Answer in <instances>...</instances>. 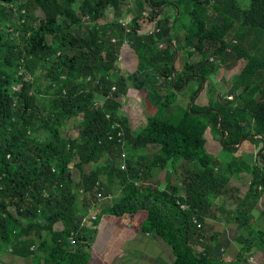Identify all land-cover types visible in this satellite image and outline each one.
Here are the masks:
<instances>
[{
	"label": "trees",
	"instance_id": "trees-1",
	"mask_svg": "<svg viewBox=\"0 0 264 264\" xmlns=\"http://www.w3.org/2000/svg\"><path fill=\"white\" fill-rule=\"evenodd\" d=\"M14 1L0 0V4L9 5ZM49 1L20 2L16 10L0 5V25L10 21L9 14L17 15L10 27L0 28V134H10L4 143L0 141V241L14 251L16 243L21 245V236L33 231L40 235L43 230H50L51 244L44 240L40 243L44 260L50 264H86L85 252H72L67 257L59 255L60 247L71 239V232L77 228L73 207L76 192L81 190L85 198L90 194L97 199L94 190L106 196L117 180L121 185L119 195L101 201L99 214L122 215L144 210L146 217L141 228L170 245L171 264H247L242 250L232 259L209 257L211 237L202 233V218L196 210L201 207L205 188L219 193L230 175L246 172L252 175L250 185L262 184L264 175L260 166L247 164L227 153V177H215L212 168L207 166V175L193 173L195 179L186 184L182 196L172 194L170 185L160 190L140 180L152 166L163 167L177 158L192 162L204 157L206 125L202 121L187 120L186 111L200 115L208 109L197 110L193 104L187 109L174 106V94L185 88L189 78L198 77L206 82L218 66L231 69L242 59L244 65L231 85L236 92V104L219 106L215 122L222 124L229 115L236 116L237 126L226 127L225 131L238 140L248 135L251 123L255 122L252 127L263 142L259 154L264 164V0H246L244 6L238 0H146L149 19L159 14L163 16L154 29L163 30L164 36L157 37L155 30L140 33V15H136L131 19L126 41L139 65L151 70L168 67V71L161 75L159 83L165 96L157 111L147 116L145 126L138 131L131 128L119 102L127 90L126 79L117 73L116 66L117 60H121L123 42H115V39L123 35L122 21L105 19L112 34L103 39L97 37L96 31H86L77 37L70 29L83 23L95 28L105 18L108 8L126 6V0H62L66 4L63 20L58 23L53 17L46 18L37 27L21 12L31 2L32 6L40 7ZM76 2L79 13L72 7ZM165 4L175 7L174 18L163 10ZM227 11L239 20L232 41L225 37L222 14ZM184 16L187 22H180ZM172 29L182 32L181 49H185L186 57L180 74L175 67L178 48L171 43L163 49L155 46L158 40L168 39ZM62 34L69 36L67 42L75 51L70 56H60L59 52L58 59L52 62L48 75L62 82L55 83L58 85L56 95L48 100V106H38L34 96L26 91V81L34 74L37 59L50 55L46 37H62ZM194 53L198 54L196 60H186ZM20 60L22 65L15 69ZM3 66L5 72L1 71ZM94 94L106 97L102 108L94 106ZM14 102H17L18 112L13 110ZM76 114L87 121L78 138L72 139L63 134L60 127ZM50 124L55 129L48 142L41 143L29 135V130L35 126ZM118 131L123 132L122 142L118 141ZM222 144H226L224 140ZM146 145L158 147L149 163L143 165L136 156H131L124 160V169L116 165V150ZM10 157L17 171L12 172L2 160ZM73 157L79 160L76 164L79 170L86 164L109 159L104 164L105 181L100 182V168H94L87 173L81 171V177L73 182L68 169ZM87 201L89 204V198ZM181 204L188 208L182 209ZM193 218L201 222L200 225L194 223ZM56 222L62 223L61 230L52 229ZM197 238L201 241L200 250L193 246ZM5 260L2 259V264H7Z\"/></svg>",
	"mask_w": 264,
	"mask_h": 264
},
{
	"label": "crops",
	"instance_id": "crops-1",
	"mask_svg": "<svg viewBox=\"0 0 264 264\" xmlns=\"http://www.w3.org/2000/svg\"><path fill=\"white\" fill-rule=\"evenodd\" d=\"M146 3L148 4L147 1ZM126 4H128V10L130 9L132 13L128 14L132 18L136 15L141 16L142 12H144L145 7L142 4V0H137V2L136 0H126ZM163 10L167 12L170 18H174L176 13L174 6L165 4ZM158 17L163 19L161 14L155 19ZM150 28L144 29L141 26L139 31L140 33H149L151 32V30L148 31ZM181 37V33L173 32L172 29L168 39L164 40L161 47L165 48L171 43L178 48L175 58L177 74H180L181 65L186 57L184 56L182 60L179 58L180 56L182 57L181 53L185 51V49H181L183 45L177 44V41L181 40ZM159 42L161 41L158 40ZM158 43L155 46L161 49ZM119 63L120 66H117V69L119 68L117 73H122L121 75L125 77L127 84L126 94L119 98L121 111L128 117L131 128L138 131L145 126L148 120L147 116L157 111L163 96H165V91L163 88H159V83L161 75L168 71V67H158L151 70L144 65H139L134 52L130 50L126 40H124L122 45V55ZM204 83L206 82H202L198 77L189 78L185 88L175 92L173 105L187 109L190 104H193L197 110H213L214 106L210 99L205 97L199 99L201 92H203L206 86ZM190 85H192V88L189 89L188 95L183 96L182 93ZM186 112L187 120L202 121L206 125L203 135L205 139V155L197 161L187 163L190 166L197 167L198 170L196 172L207 175V166H210L213 160H218L216 159L217 156L215 157V155H212L208 151V145L206 144L207 131L213 128H211L210 124L208 125L209 117L207 112L200 115L191 114L189 111ZM255 137L258 136L255 135ZM256 142L258 141H249V144L255 148L257 146ZM149 146H141L135 149L129 147L127 158L136 156L139 162H142L141 157L144 155L139 154L138 150H144L149 148ZM247 147L246 139L243 142L237 143L234 147L237 153L232 152L230 149L233 148L230 146L229 148H225L222 144V149H227V152H231L229 154L240 158L247 164L260 166L264 175V164L261 163L260 154H258L255 162H252L254 160L253 156H243L244 149ZM226 154V152H223V155ZM150 159L146 163H149ZM220 161L222 160H219L218 166H223ZM106 162L107 159H102L93 165L86 164L82 168V172L87 173L91 169L97 168L99 164ZM183 163L185 161L177 158L167 162L163 167L152 166L146 170L144 180L141 179L140 181L160 190L170 185L169 190L172 194L185 195L178 192L180 189L179 182L183 173V167H180V164ZM226 172L229 174L228 171ZM71 179L73 182L78 181L73 175ZM99 179L103 183L106 179V172L100 171ZM235 179L240 180L239 184L247 183V181L250 184L252 175L246 172L230 175L227 181L222 183L223 186L219 193H214L212 190L205 188L201 207L196 210L202 218V223L200 222L203 227L202 233L207 237H211V240L208 241L210 245L209 257L232 259L242 250V258L245 259L247 264H264V180L262 184L257 185L261 186L259 191H245L243 189L244 186L233 185L235 184ZM158 183L161 184L158 185ZM117 184L118 181L115 180L111 190L106 192L107 195L104 196L105 201L118 196L119 188L116 186ZM76 193L73 204L76 210L74 218L77 224L75 230L76 243H71L69 238L67 243L60 247V256L67 257L72 252H85L88 256L86 264H171L173 255L170 245L152 232L142 230L141 226L146 217L144 210L122 215L99 214L100 202L104 200L97 197V199H93L90 194H86L85 198L81 190H78ZM97 193L102 195L100 192H96L95 194L97 195ZM87 197L89 198V204ZM90 212L96 214V219L90 220L87 218L86 222H82V217H86ZM62 227V223L60 222L52 225V229L56 231L61 230ZM51 236L50 230H43L40 235L34 233V231L29 235H23L19 238L21 245L16 243L14 251L10 246L5 244L3 246V242L0 241V251L4 255L0 257V264L3 263L1 262L2 259H6L7 264H50L44 260L40 243L44 240L50 245L52 242ZM200 243V239L197 238L196 242H193V246L200 250Z\"/></svg>",
	"mask_w": 264,
	"mask_h": 264
},
{
	"label": "rangeland",
	"instance_id": "rangeland-1",
	"mask_svg": "<svg viewBox=\"0 0 264 264\" xmlns=\"http://www.w3.org/2000/svg\"><path fill=\"white\" fill-rule=\"evenodd\" d=\"M25 1L28 0H15L14 2L10 3L9 5H7L6 3H1L0 5L6 6L9 9H13L15 8V6L18 7L19 3L23 2L25 3ZM135 1V0H133ZM239 4L241 6H244L246 4V0H238ZM137 2V0H136ZM142 4L145 7L144 8V12H142L140 18H139V23L140 26L144 27V29L146 28H150L148 31H154V28L156 27V23L157 21L161 20L159 17L157 19H149L150 14H149V6L146 3V1L142 0ZM147 4V5H146ZM78 5L79 3L76 2L72 5V7L77 11V13H79V9H78ZM66 8V4L62 1V0H55V1H49L46 2L44 5L40 6V7H35L32 6V2L29 3V6L27 9L22 8L21 12L23 14H25V17L29 20H31V22L34 24L35 27H37L41 22H43L46 18H55L56 21L58 23H60L63 20V11ZM16 10V8H15ZM128 13L130 12V9L128 10V4H126V6H122L120 5L119 9L116 8H108L106 10V15L105 18L100 20L97 23V26L95 28H92L88 23H83L80 27H74V28H70L72 31V34H74L75 36L77 35V37H80V35H84L86 33V31H93L97 34V37L99 38H104L106 37L110 32H109V24H107V22H105L106 20H115L118 19L119 21H122L121 23V27H123V35L120 36V38H118L117 40H115V42H123L124 40H127V36L126 33H128L129 28H130V24H131V15H129ZM132 14V13H131ZM123 16V17H122ZM9 18L10 21L9 22H3L0 25V28H2L3 26H8L10 27L11 23L17 20V15L15 13L13 14H9ZM222 18H223V25L227 31L226 33V39L229 41L233 40V33L235 28L237 27L239 20L236 19V16L233 15L231 12L227 11L224 13V15L222 14ZM87 19V18H85ZM187 17L184 16L180 22H187ZM86 22V21H85ZM113 28V27H112ZM156 32V31H155ZM157 33V37H162L164 36V31L163 30H159L156 32ZM182 34V32H179ZM112 34V33H110ZM62 37H55V36H47L46 37V43L48 44V46L50 47L51 51H50V55L48 57H43V58H38L36 61V65H35V69H34V74L29 76V79L26 81V91H28V93L30 95L34 96V101L38 106H48V100L52 97H54L56 95V90L58 88V85L56 86V84H60L62 82V79H59L58 81L56 77H51L50 75H48V69L51 66L52 62L54 60H57L59 55L62 56L64 55H72L75 51V47H71L69 45L68 38L69 36L65 35H61ZM251 38V36H248V39ZM161 44L164 42V40H160ZM177 44H181L183 45V41L178 40ZM159 45V44H158ZM163 46V44H162ZM165 47V45H164ZM163 49V48H161ZM60 52V54H59ZM59 54V55H58ZM182 57L180 56L179 58H181V60L184 58V52L181 53ZM198 57L197 53L192 54L190 57L186 58V60H196ZM120 58L117 60V64L116 66H120ZM244 60H239L236 62V65L231 68V69H226L223 66H218L217 68H215L208 76V79L206 80V83H204L206 86L203 90V92H201V95L199 96V99H202V97L210 99L212 102V105L214 106V111L216 108V111L214 112L213 110H207V115L209 117V121H208V125H211V130L207 131L206 134V139H207V145H208V151H210V153L212 155H215L216 159L218 160H222L220 161L221 164H223V166H218L219 161L217 163H211L210 167L212 168V173L213 175L216 177V175L218 177L221 178H225L227 177V175H229L226 171H227V164H228V160L226 155H223V152L226 153H231V152H227V149H222V143L223 140L225 141L226 144H224L223 146L225 148H229V146L231 148L234 149V147L236 146L237 143L239 142H243L244 139L247 140V148L244 149L243 152V156H253V161L255 162L256 159L258 158V154L260 153V151L262 150V146H263V142L259 139V137H255L254 134V130L253 127L255 125V122L251 123V128L250 131L248 133L247 136H243L241 137L239 140L232 136V135H228L227 132L225 131L226 127H235L237 126V118L236 116H231L229 115L227 117V119L224 121V123L220 124L215 122L216 116H217V108L219 106L222 105H229L230 107H234L235 106V96H236V92L232 91L231 85L234 81L235 75L236 73L239 72V70L242 68V66L244 65ZM179 63V62H178ZM20 65H22V61L20 60V62H18L17 66H14L15 69H18L20 67ZM182 68V65H181ZM119 69V68H118ZM2 72H5V66H3L1 68ZM19 73H21L20 69H19ZM108 74V73H107ZM119 74V73H118ZM122 73L120 72V75ZM109 75V74H108ZM98 76V75H97ZM96 76V77H97ZM88 79V78H87ZM92 83V80H89ZM89 88V86H88ZM87 88V89H88ZM192 88V85L189 86V88H187L182 95L183 96H187L189 93V89ZM93 100V104L94 106H99V107H103V104H105V98L101 97V96H97L96 94H94V96L92 97ZM17 104V102L13 103V110L15 112H18V108L15 105ZM206 119V118H204ZM87 119L84 118L83 120L78 116V114L70 116L68 119H66L63 123V125L60 127L61 132H63V134L69 135L72 139H77L78 135L80 134L81 130L84 128L85 123H86ZM55 127L53 125H49L48 127L45 126H35L33 129L29 130V135L32 136L34 139H36L37 141L41 142V143H46L48 142L53 134ZM10 137V134L8 132H3L0 134V141L1 143H4L5 139H8ZM123 137V136H122ZM123 140V138H122ZM255 141L257 140L258 142H256L257 146L254 148V146H252L251 144H249V141ZM258 147V148H257ZM158 147L154 146V145H150L149 148L146 149H140L138 150L140 153L139 154H143L144 156H142V164L148 162L154 154L157 151ZM230 149L232 152L237 153L235 150L236 148L233 150ZM127 150L128 148L125 149H119L116 150L114 152L115 155V160L116 165L119 166V168H122V166L124 165V160L128 159L127 158ZM250 157V159H251ZM73 159L72 162L70 163L68 169H70L71 174L79 179L80 175H81V171L79 170L78 166L76 165L79 160L75 157L71 158ZM145 159H147L145 161ZM227 162H226V160ZM3 162L8 166V168L14 172L17 171V167L14 165V163L12 162V158H5L2 159ZM109 161V159H107V162L104 164H107ZM214 161V160H213ZM77 162V163H76ZM215 162V161H214ZM104 164H99V166L97 167L98 169L100 168V171L106 172V168L104 166ZM144 165V164H143ZM180 167H183V173H182V178L181 181L179 182L180 185V189L178 190V192L180 194H185L186 192V184L189 181H193L195 179V177L193 176V173L196 172V170H198L197 167H194L193 165L190 166L189 163L185 162L183 164H180ZM105 168V169H104ZM182 169V168H181ZM197 173V172H196ZM144 180V179H143ZM240 180L235 179V184H233L234 186H244V190H248V191H253V190H260L261 186H253L250 185L247 181V183L244 184H239ZM134 183V182H133ZM132 183V184H133ZM161 183H158V185ZM134 185V184H133ZM119 190H118V195L120 193L121 190V185L118 182V184L116 185ZM99 191V190H98ZM94 192L96 193V191L94 190ZM102 192V191H101ZM104 192V191H103ZM105 193V192H104ZM95 197L104 200L105 197L103 195H100L97 193V195L95 194ZM112 199V198H111ZM8 217V215H6ZM87 218H89L90 220H95L96 219V214L95 213H89V215H87L86 217H82L81 221L82 222H86ZM10 218H8L7 220H9ZM25 222L29 223L28 220H26ZM75 237V232H74V236ZM3 246H5L3 244ZM2 251H0V257H3L4 255H2Z\"/></svg>",
	"mask_w": 264,
	"mask_h": 264
},
{
	"label": "built area",
	"instance_id": "built-area-1",
	"mask_svg": "<svg viewBox=\"0 0 264 264\" xmlns=\"http://www.w3.org/2000/svg\"><path fill=\"white\" fill-rule=\"evenodd\" d=\"M87 18V17H86ZM156 32L158 31V29L156 28V29H154ZM159 45V47L161 48L162 47V44L159 42L158 43ZM14 89H16V88H14ZM112 89H114V87H112ZM101 97H104L105 99H106V97L105 96H101ZM122 136H123V132L122 131H118V133H117V137H118V141L119 142H122L123 140H122ZM122 168H124V165L122 166ZM181 208L182 209H186V208H188V206L187 205H183V204H181ZM193 222L194 223H196L197 225H200L198 222H197V220H196V218H193ZM74 236V232H71V239H70V242L71 243H73V244H75L76 243V240H75V238L73 237Z\"/></svg>",
	"mask_w": 264,
	"mask_h": 264
}]
</instances>
